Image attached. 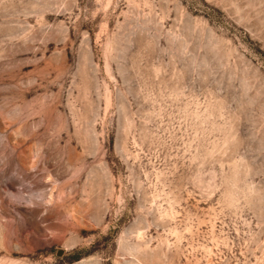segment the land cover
<instances>
[{
    "label": "rangeland",
    "instance_id": "374dc122",
    "mask_svg": "<svg viewBox=\"0 0 264 264\" xmlns=\"http://www.w3.org/2000/svg\"><path fill=\"white\" fill-rule=\"evenodd\" d=\"M0 264H264V0H0Z\"/></svg>",
    "mask_w": 264,
    "mask_h": 264
}]
</instances>
